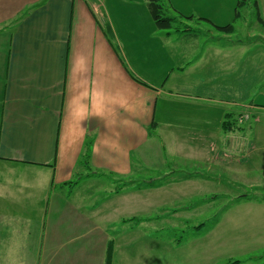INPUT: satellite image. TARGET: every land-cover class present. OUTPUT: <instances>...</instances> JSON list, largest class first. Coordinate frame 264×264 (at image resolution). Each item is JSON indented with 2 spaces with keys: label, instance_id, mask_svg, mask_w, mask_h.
Here are the masks:
<instances>
[{
  "label": "crops",
  "instance_id": "obj_1",
  "mask_svg": "<svg viewBox=\"0 0 264 264\" xmlns=\"http://www.w3.org/2000/svg\"><path fill=\"white\" fill-rule=\"evenodd\" d=\"M167 1L179 12L191 11L182 19L185 30L158 27L147 0H0V222H13L0 223V241L6 247L1 264H14L7 246L26 227L35 231L27 264H55L74 238L82 243L67 255L72 264L78 259L105 264L109 240L104 234L90 235L86 223L96 220L72 196L85 186L97 192L102 174L129 182L133 177L128 175L148 169L150 161L143 157L159 158L153 134L168 124V106L175 98L193 99L194 104L217 101L210 92L216 89L213 72L187 81L191 67L211 66L218 59L232 68L239 43L240 74L264 89V35L255 27L259 23L264 31V0L243 5L239 18L235 7L233 22H249L243 35L250 40H233L235 24L233 31H225L216 26L227 24L209 19L210 10H223L217 0ZM193 1L202 7L181 5ZM130 5L138 6L140 21L130 20L135 18V11L127 10ZM253 10L252 17L246 14ZM217 48L230 52L215 56ZM174 77L192 84L196 92H179ZM222 101L232 105L230 99ZM236 101L243 120L264 113V101ZM215 107L206 109L215 115ZM230 109L219 112L223 137L233 132L224 126L235 110ZM122 174L127 178L117 176ZM111 210L114 204L107 212ZM73 222H81L82 228L74 235L68 231Z\"/></svg>",
  "mask_w": 264,
  "mask_h": 264
},
{
  "label": "rangeland",
  "instance_id": "obj_2",
  "mask_svg": "<svg viewBox=\"0 0 264 264\" xmlns=\"http://www.w3.org/2000/svg\"><path fill=\"white\" fill-rule=\"evenodd\" d=\"M217 1L223 10L220 12L218 7L210 10L209 19L219 24L234 25L237 0ZM191 4L202 7L194 1L181 5L188 7ZM136 6L130 5L127 9L135 11V18H130L135 22L140 21L138 17L141 14ZM167 6V15L180 13L175 11L170 1H167ZM245 8L239 10L244 12ZM183 9L184 13L191 12L188 8ZM124 10L121 5V11ZM253 12L246 14L252 17ZM122 14L121 19H124ZM242 19L235 24L238 34L232 36L233 40L248 38L247 26L250 24ZM256 25L260 26L259 23ZM256 25V32L264 35V31ZM256 32L253 29V33ZM221 42L223 46L225 40ZM236 44L231 59L235 62L231 64L232 68L220 65L223 61L217 59L211 66L207 63L191 67L185 73L186 80L191 81L197 80L199 74L207 76L212 71L211 78L216 89L210 92L217 97V101H197L195 104L193 99L175 98L176 101H171L168 124L161 125L153 134L156 142L154 140L152 144L159 158L143 157L146 162L150 161L148 169L128 175L133 177L129 182L122 179L116 182L113 176L102 174L97 181V192L88 186L74 192L73 203L84 206L80 210H85L96 220L86 223L90 226V235L104 234L107 240L113 239L111 264H264V113L255 112L251 118L243 120L239 114L242 107L236 101L262 103L264 89H260L257 81L251 85L240 74L242 64L236 61V57L240 56ZM215 51V56L230 52L218 48ZM205 53L210 56L212 51ZM175 78V87L179 92H196L192 84ZM174 79L169 81L173 89ZM222 99H230L232 105L225 104ZM213 105L217 110L215 115H212V110L206 109ZM226 106L235 109L228 120L235 127L230 137H223L225 130L220 121L223 117L219 112ZM205 124H212V127L205 130ZM84 147L82 153L87 151L86 144ZM117 176L122 177L123 174ZM88 182L91 186L95 184V181ZM116 191L120 194L116 195ZM114 196L115 203L112 201ZM107 204L111 207L114 204L115 210L108 213ZM0 223L10 226L13 222ZM62 226V230H66ZM29 229H21V233L8 243L7 250L13 253V258L9 260L14 264L30 261L29 250L35 231L30 229L32 234H28ZM81 229V222H73L72 229L69 227L68 231L71 230L74 235ZM1 243L0 255L6 251ZM78 243H82L81 239L74 238L63 251L64 259L59 258L55 264H72L67 255ZM89 244L86 242L87 246ZM21 248L23 252H20ZM87 261L78 259L76 264H86Z\"/></svg>",
  "mask_w": 264,
  "mask_h": 264
},
{
  "label": "trees",
  "instance_id": "obj_3",
  "mask_svg": "<svg viewBox=\"0 0 264 264\" xmlns=\"http://www.w3.org/2000/svg\"><path fill=\"white\" fill-rule=\"evenodd\" d=\"M147 4L148 7L152 13L153 19L155 21V24L160 27V28H178L179 30H185L187 27L186 25L183 23V17H185L186 15H184V13L180 12L178 15L174 16V15H167V13H165V10H168V6L167 3L165 2V0H147ZM256 5V0H238L237 2V6H236V17H240L241 16V11L239 10L242 9L243 5ZM176 10V9H175ZM177 11V10H176ZM175 20H177V22H175ZM260 21L261 18H259ZM176 23V24H174ZM217 28L221 29V30H225V31H233L234 29V25L232 23H229L227 25H217ZM230 125H228V123ZM226 124V125H225ZM224 126L226 129L228 130H233L235 129V127L233 126L232 122L228 121V119H226ZM114 241L109 240L108 242V248H107V254H106V264H111L112 262V258H113V249H114ZM238 262V261H236ZM230 263H233V261H231Z\"/></svg>",
  "mask_w": 264,
  "mask_h": 264
}]
</instances>
